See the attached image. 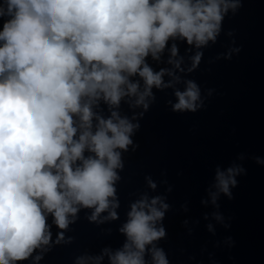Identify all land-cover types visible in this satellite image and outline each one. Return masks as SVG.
<instances>
[{
  "label": "clouds",
  "instance_id": "1",
  "mask_svg": "<svg viewBox=\"0 0 264 264\" xmlns=\"http://www.w3.org/2000/svg\"><path fill=\"white\" fill-rule=\"evenodd\" d=\"M245 2L0 0V264H44L57 248L76 244L70 233L82 213L101 237L123 241L78 249L71 264H172L161 243L169 239L168 213L185 215L190 237L201 218L188 216L190 201L178 209L169 202L173 185L163 171L159 180L145 174L143 188L128 193L121 219L122 173L140 149L135 137L157 93L174 114L206 110L216 89L193 76L222 35L230 43L208 64L243 51L224 23ZM247 159L264 166V157L243 152L227 167L217 164L200 200L211 209L202 219L213 237L217 226L232 227L221 200L235 199ZM208 243L201 255L219 264ZM213 247L231 250L236 241L226 236Z\"/></svg>",
  "mask_w": 264,
  "mask_h": 264
},
{
  "label": "water",
  "instance_id": "2",
  "mask_svg": "<svg viewBox=\"0 0 264 264\" xmlns=\"http://www.w3.org/2000/svg\"><path fill=\"white\" fill-rule=\"evenodd\" d=\"M236 30L237 46H243L239 56L231 61L220 60L208 64L210 58L226 51L222 45L230 43L221 36L220 42L205 51V60L193 78L202 88H215L206 110L196 114L178 115L166 107L167 96L157 93L159 100L141 121L142 129L135 137L140 149L127 157L124 182L119 186L122 207L121 219L128 203V193L144 186V175L151 174L167 179L173 185L169 202L174 208L190 201L188 216L201 218L194 236H188L181 226L183 213H168L165 225L169 239L161 242L172 264H210L207 253L201 255V247L209 241L232 236L236 247L216 249L208 243V250L216 253L219 264H264V166L253 160L244 161L248 174L239 177V187L234 189L235 199L222 198V211L232 216V227L224 230L217 226V235L211 236L203 221L204 209L200 200L214 176L217 164L229 166L243 152L249 157H264V0H246L240 13L226 19L224 30ZM183 52V46L181 47ZM211 68V71H207ZM164 192V187L160 188ZM70 233L77 237L76 244L57 248L44 264H71L77 250L92 248L98 251L105 244L118 247L123 237H101L100 229L83 219ZM117 224L102 227L116 228ZM181 249L186 251L182 254ZM195 260H189V256Z\"/></svg>",
  "mask_w": 264,
  "mask_h": 264
}]
</instances>
